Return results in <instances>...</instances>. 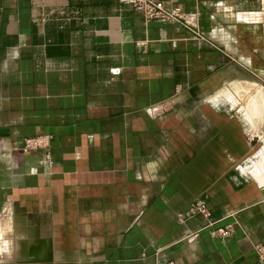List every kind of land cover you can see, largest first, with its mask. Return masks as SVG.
Here are the masks:
<instances>
[{"label": "crops", "instance_id": "0c3cea01", "mask_svg": "<svg viewBox=\"0 0 264 264\" xmlns=\"http://www.w3.org/2000/svg\"><path fill=\"white\" fill-rule=\"evenodd\" d=\"M158 1L213 47L117 0H0V264H261L264 0Z\"/></svg>", "mask_w": 264, "mask_h": 264}, {"label": "built area", "instance_id": "2783aa9c", "mask_svg": "<svg viewBox=\"0 0 264 264\" xmlns=\"http://www.w3.org/2000/svg\"><path fill=\"white\" fill-rule=\"evenodd\" d=\"M120 4L131 7L135 12L140 13L145 19L155 20L160 22H170L182 26L184 29L190 32L194 39L198 41L205 42L211 48L213 47L209 44L206 38L199 33L191 24L186 21L185 15L177 7H172L166 9L163 2L158 0H117ZM45 143V142H44ZM42 141L38 140H28L25 143L24 150H30L38 148L40 145L44 144ZM209 213L208 205L206 199L199 198L195 200L188 208V210L180 215L181 218H189L194 216L207 217ZM231 227L225 226L223 228L216 229L212 232L215 237L226 238L231 234ZM258 254V258L261 264H264V248L255 247ZM173 264V263H168Z\"/></svg>", "mask_w": 264, "mask_h": 264}, {"label": "rangeland", "instance_id": "374dc122", "mask_svg": "<svg viewBox=\"0 0 264 264\" xmlns=\"http://www.w3.org/2000/svg\"><path fill=\"white\" fill-rule=\"evenodd\" d=\"M254 140H255V141H254V145H255V146H254V147H255V148H254V150H256L257 148H259V147H260L261 143H260V142H258V141H257V139H254ZM245 165H246V164H245ZM245 165H244V166H245ZM246 166L248 167V166H249V164H247ZM250 171L252 172V171H253V169H251Z\"/></svg>", "mask_w": 264, "mask_h": 264}]
</instances>
